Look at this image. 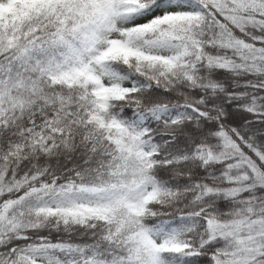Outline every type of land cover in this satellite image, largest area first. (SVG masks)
<instances>
[{"label": "snow or ice", "instance_id": "snow-or-ice-1", "mask_svg": "<svg viewBox=\"0 0 264 264\" xmlns=\"http://www.w3.org/2000/svg\"><path fill=\"white\" fill-rule=\"evenodd\" d=\"M0 264H264V0H0Z\"/></svg>", "mask_w": 264, "mask_h": 264}]
</instances>
